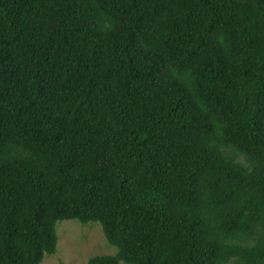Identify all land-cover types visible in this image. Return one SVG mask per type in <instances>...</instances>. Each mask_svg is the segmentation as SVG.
Here are the masks:
<instances>
[{"label":"trees","instance_id":"trees-1","mask_svg":"<svg viewBox=\"0 0 264 264\" xmlns=\"http://www.w3.org/2000/svg\"><path fill=\"white\" fill-rule=\"evenodd\" d=\"M61 220L84 264H264V0H0V264Z\"/></svg>","mask_w":264,"mask_h":264},{"label":"rangeland","instance_id":"rangeland-1","mask_svg":"<svg viewBox=\"0 0 264 264\" xmlns=\"http://www.w3.org/2000/svg\"><path fill=\"white\" fill-rule=\"evenodd\" d=\"M55 234L54 253L45 254L39 264H84L90 256L115 252L105 242L97 222L57 221ZM118 264L125 263L120 261Z\"/></svg>","mask_w":264,"mask_h":264}]
</instances>
